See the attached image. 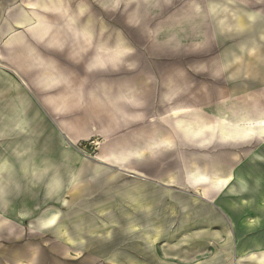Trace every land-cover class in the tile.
I'll use <instances>...</instances> for the list:
<instances>
[{
    "label": "rangeland",
    "instance_id": "obj_1",
    "mask_svg": "<svg viewBox=\"0 0 264 264\" xmlns=\"http://www.w3.org/2000/svg\"><path fill=\"white\" fill-rule=\"evenodd\" d=\"M249 3L251 9L261 7L256 0ZM246 6L231 0H76L71 5L74 23L80 21L90 38L89 48L77 46L76 58L80 51L94 48L100 53L105 47V79L119 86L124 80L127 85L135 80L127 77L130 69L150 77L157 71L160 79L166 71L175 72L177 79H191L190 88L165 89L163 84V112L173 110L166 117L169 121L158 120L143 128L158 132L149 137L144 132L142 141L132 147L116 144L105 150L106 141L100 135L76 143L68 137L70 110H83L85 122L87 106L91 112L94 109L91 94L95 84L85 71L86 61H62L61 69L52 59L45 65L42 62V48L53 43L50 46L58 50L55 45L61 39L69 40V13L52 12L53 30L31 28L35 35L51 31L52 40L47 45L31 41L30 54L15 49L8 62L0 60V158L8 154L18 163L16 152L27 150V158L39 162L41 179L34 186L33 178L19 176L7 189L0 188L7 191L8 202L0 201V230L10 222L6 218L36 229L41 216L59 210V233L78 243L79 249L100 255L96 264H149L155 251L168 264L211 260L264 264V135L257 130L238 137V131L247 128L232 126L228 129L235 134L230 139L222 138L217 130L214 134L205 131L204 139L213 138L205 144L185 138L179 126L181 121L191 124L201 114L214 122L209 124L212 127L218 125L217 113L230 115L255 105L264 108V22L241 19ZM248 14L253 18L254 13ZM89 21L94 24L91 33L92 28L86 26ZM27 33L33 39L30 30ZM236 51L247 53L238 59L237 67L231 60ZM8 63L21 65L26 76H18ZM92 64L89 62V69L99 68ZM44 67L47 74L32 75ZM15 83L21 85L18 92ZM188 93L197 100L186 107ZM172 94L170 101L167 96ZM213 97L216 102L207 106L194 104L208 103ZM20 101L26 106V129L13 131L12 124L20 119ZM55 110L62 112L60 120L55 119ZM176 110L182 114L175 116ZM236 118H230V125L237 124ZM133 158L142 160L135 163L142 176L107 166L124 167ZM197 162L228 172L221 175L215 169L209 175ZM199 168L208 173L210 181L196 184L190 180V171ZM186 176L190 188L180 187ZM213 177L228 181L218 193L212 189ZM204 185L212 188L201 187ZM22 214L24 219H20ZM162 244L172 258H162ZM134 251H138L137 263L132 262Z\"/></svg>",
    "mask_w": 264,
    "mask_h": 264
},
{
    "label": "crops",
    "instance_id": "obj_2",
    "mask_svg": "<svg viewBox=\"0 0 264 264\" xmlns=\"http://www.w3.org/2000/svg\"><path fill=\"white\" fill-rule=\"evenodd\" d=\"M231 1L235 3L243 2L247 5V10L242 13L243 15L241 19L245 18L249 23L252 21V19H256L259 22H264V0H256L258 4H261L259 9L249 8V0ZM74 2H76V0H0V60L7 61V57L10 56V54L15 49H18L16 52L22 51L24 54H30L32 51V47L30 45L33 43H43L46 45L49 44L47 42L52 40L51 31L46 35H35L31 31V28L39 27L41 29L53 30L54 25L49 20V16L51 20L54 17L52 12L69 13L67 15L68 19H66V22L70 25L67 24L66 27L72 29L70 31L72 34L69 35V40L64 37V42H61L62 39L60 38L61 40L59 41L58 46L62 47L64 45L62 47L63 49L58 47L57 44L55 47L58 48V50L53 49V43H50L52 46L48 45L45 48H42L43 51L41 53L43 55V57H41L43 60L42 62L45 61L44 65L47 64L46 62H48L49 59H52L54 64L59 66V68L62 64V61L73 62L75 64V62L78 61L77 59L81 58V61H86L85 71L90 74L91 77H93L92 81L95 85L92 86L93 90L91 95L93 97L92 102L94 109L91 112L87 106V109L85 110V122L81 117V115L84 113L83 110L76 109V111H74L73 108L70 110L69 120L71 124L70 127L67 128L69 131L68 137L72 142L76 143L78 140H83L81 138L88 139L92 135L96 134L102 136L105 139L106 143L104 145V150L119 143L126 147H132L137 142L142 141V134L144 132L145 134L148 133V137L154 132H158L157 129H152V131H149V128L148 130L146 128L143 131V128L146 126H151L158 120H167L166 117L173 111L172 110L167 114L163 112V94L160 91L163 90V84L165 83V89H183L185 86L190 88L188 85L190 84L191 79L189 80L188 78L187 81H184L186 79H183V77L181 79H177L175 77L176 74L173 71H166L163 73V75L161 72L160 79V75L157 71L156 74L150 77L145 76L144 73L142 74V72H138L137 74L136 69L127 70V77L135 78V80H132L127 85H125L126 82L124 80H121L123 84L119 86L118 84H114L112 80L105 79V77L108 75V71L105 70V47H102L104 52H102L103 50H99L100 53H98V50L96 51L94 48H91L87 52L80 51V56L76 58L78 54L77 46L80 47L81 50H83L85 47L89 48L90 38L88 36L86 37V35H83L85 33H82L84 30L82 28V23L80 21L74 23L72 19L73 16L70 14V9ZM101 2L103 3V0H101ZM248 13H254L253 18L249 17ZM30 18L33 20L32 22L29 20ZM36 23L41 25H35ZM86 26L92 28L89 31L90 33L93 32V23L89 21ZM24 29H27V31L30 30L33 39L27 35V31ZM77 34L80 36H77ZM77 39L80 40L79 44H77ZM31 41L33 43H31ZM235 49H237V47ZM62 51H64L65 56H62ZM76 51L77 53H75ZM244 55H247V53H237L236 51L233 59H231L233 63H235L232 65L237 67L238 59H242ZM91 61L93 63L92 66L98 64L97 66H99V68L89 69V62ZM9 65L12 66V70H14L18 76H21L22 78L26 76V74L22 72L21 68L23 67H21V65ZM56 68L59 70L58 67ZM45 69L46 68L44 67L42 72L41 70L37 69L38 71L34 72L35 74L32 75L41 76L43 74H47L44 72ZM57 69L55 72L58 71ZM236 75L237 73H234V76ZM125 76L126 75H124V77ZM145 77H147V79L143 81L142 78ZM163 77H166L167 79H164ZM138 78L141 80L139 81ZM149 79H151V81ZM147 80H149V82ZM23 81L26 82L25 79H23ZM149 87L151 88L150 90H148ZM189 93L186 94L188 97L185 96L186 107H188V104L192 103V100H197L196 98H191ZM172 96L173 94L168 95L167 97L170 99ZM88 98L90 99V96H88ZM214 101L216 102V98L208 103H202V100L201 102H195L194 104H199L200 106L204 107L214 103ZM229 102L231 104L233 103L232 101ZM233 105L237 106L236 102H234ZM55 111V119L60 120L62 112L58 110ZM61 123L63 124L62 121ZM162 131L164 130L162 129ZM119 148L123 147L119 146ZM147 153L150 154V152ZM103 155H105V151H103L101 154V156ZM141 161L133 159L127 164L125 163L124 167L119 165L113 166L111 164H107V166L111 168H118L120 171L125 173L142 176L143 174L140 173L141 169L137 164H135L136 162ZM197 163L203 167H206L209 175H212V172L215 169H219L221 175H224V173L228 172L227 170L218 166L211 167V165L207 166L200 162ZM193 165L194 163L190 165L188 164L186 170L182 171V173H187V171H189ZM187 176L182 179L184 181L181 182L180 187L190 188L187 185ZM174 178V176L171 177V179ZM201 187L212 188L210 185H204ZM212 189L215 191L214 188ZM134 200L137 199L134 197ZM5 221L10 222H8L5 229L0 230V264H96L95 259L100 257V255L94 253L93 250L86 249L87 251H85L83 249H79L78 243H75V241H69L65 236L59 233L58 228L51 230H37L31 228L30 225L26 226L24 223H17L12 218H6ZM162 247H164L162 249V258H172L173 256L169 255V248H167L166 244H162ZM79 251H81L80 256ZM137 253L136 251L133 253L135 256L133 257V263H137V259L135 260V258H137ZM152 260L153 261H151L149 264H168V260L163 261L162 259L158 258L156 251L152 257ZM117 264L122 263L118 262ZM202 264L237 263L211 260L205 261Z\"/></svg>",
    "mask_w": 264,
    "mask_h": 264
},
{
    "label": "bare ground",
    "instance_id": "obj_3",
    "mask_svg": "<svg viewBox=\"0 0 264 264\" xmlns=\"http://www.w3.org/2000/svg\"><path fill=\"white\" fill-rule=\"evenodd\" d=\"M217 27H219V26L217 25ZM84 31H87V30H84ZM86 34H87V32L85 33V35ZM14 85H16V86H14L15 92H18V88H20L21 85L19 83H15ZM171 100L172 99H170V101ZM20 103H22V102L20 101ZM21 106L22 107H21L20 112H19L20 113L19 114L20 119L18 121L14 122V124H12V126H11V129L13 131H16V129L19 131H24V129H26L24 126L25 125L24 121H25L26 106L23 103L21 104ZM235 109L236 108H234V110ZM179 111L180 110H176L173 112V114H175V116L182 114ZM236 111H238V113L235 112L234 114H230V115L229 114H222L221 115L220 113L219 114L217 113L216 115L218 117H220L219 120L216 119V120H218V122L216 121L218 125H213L212 127L209 124H211V123L214 124V122L210 123V122L206 121L205 119H208V118L203 117L201 114H198L199 118L197 117V120H194L191 124L183 125L184 123L181 121V122H179L180 123L179 126L182 125L181 127L183 129L185 138H187L191 141L197 140V142H202L205 144L207 142H210L209 141L210 139H213L212 137L209 138V136H207V138L204 139L206 137L205 134H207V133H205V131L208 132L209 130L211 132L213 130L212 134L215 133V130H217L218 132H222L221 137L222 138H228V139L232 138V136L235 134V132L233 130L228 129L229 127H232V126H236V127L243 126V127L247 128V129H244L243 132L238 131V133H237L238 137L242 136L241 134L250 133V132L257 131V130L259 131V134H261V132L264 131V108L263 107H260V106L258 107V105H255V106L246 107L244 109H240V110H236ZM22 114H23V116H22ZM226 115H228V116H226ZM233 116L237 117L236 118L237 124L230 125V118ZM201 121L202 122L204 121V123H201ZM249 127H252V128H249ZM0 133L3 134L2 131ZM120 145L121 144L119 143V145H117V146H120ZM136 153L139 154L140 151L136 152ZM16 156H18V159H19L18 163H14L11 159V156L8 154L1 156V158H0V188L7 189L8 184H12V183L16 182L17 178L19 176L24 177V178H26V177L33 178V181H31V182L33 183L34 186H37V184L39 183V181L41 179L40 178L41 171H40L39 166H38L39 162L38 161L35 162V161H32L30 158H27L29 156V153L25 149H22V150L16 152ZM116 156L117 155L114 154V158H113L112 163L117 162V161H114ZM107 158H109V157H107ZM130 161H131V159H130ZM215 172H216V174L218 173L217 171H215ZM214 178L215 177H213V179ZM190 180L196 184H202L204 182L210 181L211 177L208 176V173L200 170V168H199V169H195L193 171L192 170L190 171ZM240 181H241V187L245 188L246 185H245L244 180L240 179ZM227 182H228L227 179H223V178L219 177V178H215V180H212L211 183L214 186L213 188L215 189V191L218 192L219 190L224 188V186L226 185ZM56 183L60 187L61 181L59 179L56 180ZM0 201H6V204L8 203L7 202V191H5V192L0 191ZM64 204H66V202H64ZM22 217L23 218H20V219H24L23 214H22ZM61 218H62L61 211H59V210L49 211L45 215H43L39 218L38 225L35 226V228L38 230L39 229L40 230H48V229H52L54 227L56 228V226L60 223ZM53 221H55V223H53Z\"/></svg>",
    "mask_w": 264,
    "mask_h": 264
},
{
    "label": "snow or ice",
    "instance_id": "obj_4",
    "mask_svg": "<svg viewBox=\"0 0 264 264\" xmlns=\"http://www.w3.org/2000/svg\"><path fill=\"white\" fill-rule=\"evenodd\" d=\"M249 135H253V133H249ZM261 135H264V131L261 132ZM55 223V221H53Z\"/></svg>",
    "mask_w": 264,
    "mask_h": 264
}]
</instances>
